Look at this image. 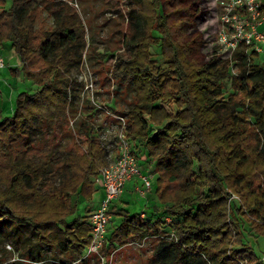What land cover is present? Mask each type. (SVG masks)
Instances as JSON below:
<instances>
[{"label": "trees", "instance_id": "1", "mask_svg": "<svg viewBox=\"0 0 264 264\" xmlns=\"http://www.w3.org/2000/svg\"><path fill=\"white\" fill-rule=\"evenodd\" d=\"M5 2L0 0V48L6 44L18 58L8 71L39 88L20 91L11 115L0 99V219L19 225L15 241L24 226L34 237L28 252L19 253L22 259L68 264L90 242V212L81 213L79 205L91 200V177L107 162V152L87 124L66 154L35 145L32 136L43 122H63L68 90L81 86L72 70L86 47L84 23L64 0ZM126 3L130 29L114 74L130 79L134 96L120 112L128 117L134 154L142 160L146 150L145 163L154 164L158 203L153 219L111 209L120 221L107 231L103 251L108 257L116 246L155 235L157 264H238V258L257 264L260 256L243 236H264V65L254 60L258 52L241 46L232 59L217 52L215 39L198 26L208 0ZM261 8L264 13V0ZM229 191L239 203L228 200ZM170 229L175 237L168 239ZM44 246L53 253H37Z\"/></svg>", "mask_w": 264, "mask_h": 264}, {"label": "rangeland", "instance_id": "2", "mask_svg": "<svg viewBox=\"0 0 264 264\" xmlns=\"http://www.w3.org/2000/svg\"><path fill=\"white\" fill-rule=\"evenodd\" d=\"M64 1L73 7L84 23L86 47L83 50L80 65L72 70V76L81 83V86H77L75 91L68 90L70 106L63 122L60 124L43 122L39 124L32 136V141L35 145L41 148L48 146L52 151L61 154H66L70 149L72 138L78 135L80 130L85 128V124L93 127L91 122H94V120L97 121L96 124H102L105 120L109 121V118L105 117V115H94L93 104L85 97L86 93H84V97L82 98L81 95L84 91L86 82L84 76L80 77L79 75L82 70L86 71V74L92 77V89L98 94L96 99L100 102H109L111 96L114 95L113 102L116 106L115 108L119 110V112L120 110H125V107L131 104L134 96V90L130 79L114 74L116 54L122 52L124 49L122 46L123 36L130 29L126 14L129 6L126 0ZM9 4L10 0H6L5 6H9ZM43 17H45L47 25L52 24V18L46 16L44 13ZM218 21V9L215 1L208 0V13L204 15L203 18L199 19L198 26L204 29V33L208 38L215 39L213 40L215 41V45L218 33ZM215 26L217 27L215 28ZM260 30L264 32V24H262ZM208 44L213 46L212 41ZM1 49L8 63L14 66L18 62V58L14 55V52L10 50L6 44H3ZM156 50L155 46H150L152 56L161 62V57L157 54ZM111 54H113V56H111ZM254 60L258 64L264 65V48L258 52ZM234 71L237 72V69H234ZM223 85L224 91L227 92L232 90L229 79L226 78L223 81ZM38 88L39 86L30 79H21L5 74L4 79L0 80V99L3 100V111L11 115L16 95L22 90L33 92ZM70 120L74 121L73 126ZM146 154L147 152L145 150L142 155L143 158L141 157L143 163H145ZM151 169L154 171V164L151 165ZM154 174L156 175L155 172ZM156 178L157 175L154 177L155 182ZM92 179L93 176L91 177V180ZM92 184L94 186L92 198L97 201L100 196V190L97 189L93 180ZM123 196L129 201L130 208L127 209H129L131 213L138 212L140 206L145 202L144 199L131 192L125 193ZM90 201L85 200V203H79V210L81 209V213H87L92 210L93 201ZM237 203H239V200ZM118 204L121 205L122 202L118 201ZM119 221L120 217L118 214L114 213L113 218L108 223L107 231L111 232V230L118 225ZM18 227L19 225H17L14 220L0 219V264H30L28 260L22 259L19 253L28 252L27 245L31 243L30 246H32L35 239L31 235L29 228L24 226L21 228L20 235H17L18 241H15V239H13V234L16 236L14 229ZM243 241L252 247L257 256L264 255V236L259 235L256 231H245ZM157 242L158 238L149 236L143 243L141 241V247L137 246V244H128L119 248L116 246L117 249H115V252L111 255L112 262L110 264H157L155 259H152ZM37 253L48 256L53 252L50 247L44 246L41 250H38ZM51 260L52 259H48V261ZM84 264L99 263L95 256H91L86 259Z\"/></svg>", "mask_w": 264, "mask_h": 264}, {"label": "built area", "instance_id": "3", "mask_svg": "<svg viewBox=\"0 0 264 264\" xmlns=\"http://www.w3.org/2000/svg\"><path fill=\"white\" fill-rule=\"evenodd\" d=\"M218 9L219 28L216 37L217 52L226 53L233 58L234 52L241 46L250 50L260 52L264 48V32L260 30L264 24V13H262L261 0H214ZM6 67L5 57L0 48V70ZM236 67H232V72ZM84 76L85 87L82 93L93 104L94 115H105L109 121L102 124L91 122V129L100 140L107 152V162L102 165L93 175V182L102 192L98 205L88 216L90 225V242L83 256L78 259L95 256L99 264H109V260L103 251L106 240L108 223L111 220L112 204L119 199L124 191L125 185L133 178H138L141 185L136 186V192L142 199H147L148 194L153 191L154 172L144 169L138 156L134 154V146L128 137L129 125L126 114L116 111L113 107L114 95L109 102H100L96 99L97 92L93 91L92 77L86 71L80 72ZM98 120V119H96ZM73 120L70 123L73 126ZM229 201H238V196L229 192ZM145 216L144 212L141 214ZM167 224L170 218L165 217ZM170 228V227H169ZM164 236L168 239L175 237L170 229ZM48 260V259H46ZM45 260V261H46ZM77 261L68 263L75 264ZM238 264H255L247 258H238ZM257 264H264V255L260 256ZM32 264H40L32 262Z\"/></svg>", "mask_w": 264, "mask_h": 264}, {"label": "crops", "instance_id": "4", "mask_svg": "<svg viewBox=\"0 0 264 264\" xmlns=\"http://www.w3.org/2000/svg\"><path fill=\"white\" fill-rule=\"evenodd\" d=\"M14 57H15V56H14ZM5 61H6V67H5L3 70H0V80L4 79L5 74L11 76V75H10V72L8 71L9 67H11V64L8 63L6 57H5ZM16 64H17V63H16ZM16 64H15V65H16ZM15 65H14V66H15ZM27 80H28V79H27ZM140 161H141V163L143 164V167H144L145 170H147V171H152V172H153V170L151 169V165L153 164V162L143 163L142 160H140ZM137 185H141V183H140V181H139V179H138L137 177H136V178H133L132 180H130V181H128V182L126 183L125 188H124V191H123L121 197H120L119 199L115 200V201L113 202V204H112V210H113V211L122 210V211H128L129 213H131L130 210L127 209V208H130V206H129V201H128V199H127L126 197H124L123 195H124L125 193H129V192H131V193H133V194H137V192H136V186H137ZM155 188H156V182L153 180V191H152L151 193L148 194V198H147V199H144L145 202H144V204H143L142 206H140L139 211L136 212V213H133V214H139V216L142 217L141 214H142V212H144V214H145L144 218H145V217H151V218L153 219V218L155 217V215H154V213H153V210H154V208H155L154 206L158 203V198H157V194H156ZM99 193H100V196H99V199H98L97 201H95L93 198H91V200L94 202V203L92 202V210H93L94 208L97 207L98 202H99L100 198L102 197V192L100 191ZM137 195H138V194H137ZM124 198H125V199H124ZM89 201H90V200H89ZM118 201L122 202V204L119 205V204H118ZM90 202H91V201H90ZM92 210H91V211H92ZM91 211H90V212H91ZM113 214H114V213H111V219L113 218ZM142 218H143V217H142ZM150 236H153V237L158 238V237L155 236V235H150ZM148 237H149V236H146L145 238H143V239L141 240L142 243H143V242L145 241V239L148 238ZM141 241H140V242H133V243H131V244H137V246L141 247V246H142ZM118 248H119V247H118ZM116 249H117V248H116ZM114 252H115V251H114ZM114 252H112V254H113ZM112 254H111V255H112ZM111 255L108 257L109 264L112 262V261H111Z\"/></svg>", "mask_w": 264, "mask_h": 264}]
</instances>
